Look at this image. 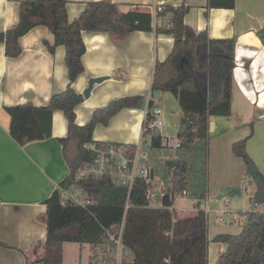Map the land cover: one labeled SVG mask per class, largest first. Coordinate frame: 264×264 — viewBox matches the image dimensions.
Wrapping results in <instances>:
<instances>
[{
  "label": "trees",
  "instance_id": "obj_1",
  "mask_svg": "<svg viewBox=\"0 0 264 264\" xmlns=\"http://www.w3.org/2000/svg\"><path fill=\"white\" fill-rule=\"evenodd\" d=\"M235 5L236 0H209L211 9L233 10ZM66 6L67 0H25L20 5L18 26L0 33V43L6 44L9 56L21 52L18 40L38 26L47 27L54 35L51 51L59 46L66 49L69 85L64 92L54 95L47 107L28 103L5 108L11 117L10 136L21 148L52 137L54 112H63L68 121V135L59 142L70 175L45 201L47 236L41 243L42 264H64L66 244L90 245L92 258L98 259V248L106 253L113 240L120 237L124 252L121 264H208L207 219L203 211L196 218L181 220L171 208L151 207L148 188L140 178L129 192L107 175L79 176V169L98 157L91 146L96 149L121 146L94 142L95 128L107 126L124 109L139 108L143 99H116L97 109L85 126H79L75 110L84 97L72 84L85 70L83 56L87 49L83 32L110 33L119 39L134 32L173 36L171 54L164 62L156 63L151 92H169L178 100L182 114L177 149L186 154L203 153L206 157L203 169L207 174L210 120L229 117L232 111L236 39H210L206 31L196 33L185 25L190 10L185 6L162 7L157 14L160 26L154 25L152 12L140 6L89 2L73 22L68 19ZM153 109L150 102L144 129L152 120ZM142 142L152 149L164 148V138L156 130H148ZM129 148L134 153L136 146ZM233 150L246 162L251 179H264L246 153V141L236 144ZM174 162L173 167L167 166L173 172L172 188L167 191L172 202L177 195L189 191L190 176L195 171L186 158ZM72 191L86 195L89 203L64 201L63 192ZM198 191V200H206L207 187ZM215 241L226 245L216 264H264V212L247 213L238 236L220 235ZM0 246L6 247L1 241Z\"/></svg>",
  "mask_w": 264,
  "mask_h": 264
},
{
  "label": "crops",
  "instance_id": "obj_2",
  "mask_svg": "<svg viewBox=\"0 0 264 264\" xmlns=\"http://www.w3.org/2000/svg\"><path fill=\"white\" fill-rule=\"evenodd\" d=\"M23 1L0 0V33L18 26ZM100 1L140 6L151 12L159 6H185L190 9L184 19L185 25L196 33L206 31L210 39H236L231 115L210 120V124L213 123L211 136L218 133L211 140L214 182L207 188L205 206L199 204L200 209L186 218L178 216L181 220L193 219L208 206L207 222L214 213L218 214L220 222L225 214H230L231 220L234 218L232 222H237L235 212L217 208L213 211L211 202L217 203L218 197L230 189V197L242 195L236 188L247 173L233 148L244 140L247 151L264 176V163L253 152L257 144L254 141L264 138L260 137L264 132V120H260L264 115V0H236L233 10L211 9L209 0H67L69 21L73 22L82 14L86 3ZM82 38L87 49L83 56L85 70L72 84V88L84 97V102L75 110L77 125L85 126L97 109L116 99L140 97L143 100L139 108L124 109L107 126L98 125L94 142L138 146L142 142L148 105L152 102L153 110L162 111L163 126L159 134L164 138L165 147L176 148L182 114L179 102L169 92H160L158 99H154L151 92L156 63L164 62L171 54L173 36L134 32L119 39L110 33L83 32ZM18 46L21 52L9 56L6 44L0 43V241L6 246H0V264H42L41 243L47 236L45 201L70 175L59 142L68 135V121L63 112H54L52 137L21 148L10 136L11 117L5 108L28 103L47 107L54 95L64 92L69 85L66 49L59 46L51 51L54 35L45 26H38L21 37ZM95 78L107 80L95 85L89 98H85L89 81ZM260 148L264 154V139ZM231 168L236 171L235 178L215 180L218 172L223 176L224 171ZM255 192L254 188V195ZM65 194H62L63 200H70ZM231 203L226 200L223 205L228 209ZM154 207L162 208V203ZM220 235L234 236L221 229L213 238L208 236V242L212 241L218 248L211 264H216L220 253L226 250L225 244L215 241ZM82 246H88L93 253L90 245ZM98 252L104 253L100 248Z\"/></svg>",
  "mask_w": 264,
  "mask_h": 264
},
{
  "label": "rangeland",
  "instance_id": "obj_3",
  "mask_svg": "<svg viewBox=\"0 0 264 264\" xmlns=\"http://www.w3.org/2000/svg\"><path fill=\"white\" fill-rule=\"evenodd\" d=\"M174 97V96H173ZM175 98V97H174ZM173 98V99H174ZM176 99V98H175ZM177 101V100H176ZM175 110V109H174ZM175 112V111H174ZM174 117V116H173ZM172 117V118H173ZM174 121V120H173ZM159 130H156V133L159 134ZM173 130V129H172ZM178 132V131H177ZM218 133L213 134L209 141V148H208V172L206 174V170L203 169L204 162L206 161V157L201 152H194L190 154L183 153L182 151L178 150L176 148H162V149H152L150 145L147 147V152L150 156L148 165L153 169L154 175L151 183V190L153 192H156V194H160L161 192H167L172 188V181H173V172L168 171L167 166L174 162L175 160H181L183 158H186L189 160L190 164L192 165L194 172H192V176H190L191 183H190V189H189V196L185 197L182 195H177L175 197V200L173 202V210H176L177 217H183L186 218L187 216L191 215L192 212L198 210V205L201 204L203 206L206 205V200H200L198 201V195H199V189H202L205 191V188L207 187L209 189V186L211 185V182H214L212 180V177L215 173V169L212 168V155H213V149L211 146V140L213 141L214 138H216ZM264 137V132L260 133V137ZM176 139V138H174ZM264 138H257L254 143L256 144V149L253 150L254 154H256L257 158H261L260 162L264 163V154L260 148V142ZM245 141V140H244ZM166 144V143H164ZM246 153L249 155L251 160L255 163L256 168L260 172V167L257 165V162L254 160V158L250 155V153L247 151ZM197 156L196 159L195 156ZM262 157H260V156ZM243 161L246 173H248V167L246 162L243 158H241ZM264 168V165H262ZM234 168V167H232ZM226 169L224 171V175L222 176L219 174V172L215 175V180H219L220 182L225 181V177L229 180L232 177L235 178V170L233 169ZM230 171L234 174L232 175ZM261 173V172H260ZM223 174V173H222ZM247 177H249L247 174H245ZM262 175V173H261ZM242 177L240 181V187L236 188L237 190L240 189L242 192L241 196L236 197H230L228 190L225 193H222L218 197V202L215 203L214 201L211 202V209L214 211L217 209L223 210V211H233L236 213L237 216V222H232L231 215L225 214L222 215L223 222L219 221L218 214H211L209 216L208 222H207V234L210 235V238L214 237V234L217 230H226L229 234H233L234 236H238L243 226L246 222L247 213L251 212H264V205H257L254 204V188L256 189V186L254 184V180H248L249 178ZM263 176V175H262ZM264 177V176H263ZM75 191L69 192L65 194V197L67 196L68 199L73 198L76 200ZM80 199L79 201H88L86 198V195H80L78 196ZM158 198H155L154 205L159 206L161 205L162 201L157 200ZM230 201L231 205L228 209H226V205L224 201ZM200 209V208H199ZM204 210V209H203ZM205 214V213H204ZM179 215V216H178ZM218 217V218H217ZM216 236V235H215ZM210 245V246H209ZM82 249V251H79V249ZM76 251H75V250ZM218 254V248L214 246L212 241L210 243L208 242V264H211V262L216 258ZM92 251L88 248V246H82V245H72L67 244L64 249V264H121L123 258H124V252L123 250L118 252L112 251V246L109 245V249L106 253L100 254L98 259L92 258L93 256Z\"/></svg>",
  "mask_w": 264,
  "mask_h": 264
},
{
  "label": "built area",
  "instance_id": "obj_4",
  "mask_svg": "<svg viewBox=\"0 0 264 264\" xmlns=\"http://www.w3.org/2000/svg\"><path fill=\"white\" fill-rule=\"evenodd\" d=\"M153 13V22L154 25L160 26V21L157 17V14L162 12V6L157 7ZM260 120H264V115L260 116ZM163 119H162V111L160 109H155L152 111V120L150 121L147 129L143 127L142 139L145 133L150 131H155L157 129L162 128ZM145 139L149 140L148 136H145ZM165 143V142H164ZM149 144H145L141 142L138 146H136L135 152L131 153L129 146H119V147H104L96 149L95 146H91L92 150H95L98 154L97 159L90 164L84 165L79 169L80 177L94 176H110L112 181L121 184L126 187L129 192L132 190L135 180L140 178L145 181L146 186L148 188L147 196L150 201V206H155L154 201L155 198L163 199L168 195L167 192H161L160 194H156L151 190V183L154 174L153 169L148 165L149 163V154L147 152V146ZM166 144H164V148ZM178 147V143L177 146ZM156 176V175H155ZM189 191H184L182 196H189ZM80 193L76 192V200L73 198L71 201L79 204V205H87L89 201H79ZM204 213L206 216L210 214V209L207 207L204 208ZM223 221V218H221ZM112 251L120 252L122 251V240L121 237L117 240H113Z\"/></svg>",
  "mask_w": 264,
  "mask_h": 264
},
{
  "label": "water",
  "instance_id": "obj_5",
  "mask_svg": "<svg viewBox=\"0 0 264 264\" xmlns=\"http://www.w3.org/2000/svg\"><path fill=\"white\" fill-rule=\"evenodd\" d=\"M186 61V60H184ZM107 78H95V79H90L88 88L84 92L85 98H89L91 92L93 91L95 85L103 83ZM160 95V92H154L153 93V98L158 99ZM213 128V123L210 124V130ZM175 162L170 163L168 166L173 167ZM254 184L256 186V192L254 195V200L257 205H264V179L262 177H256L254 179ZM173 207V202L171 201L169 196H166L163 199L162 202V208H172Z\"/></svg>",
  "mask_w": 264,
  "mask_h": 264
}]
</instances>
